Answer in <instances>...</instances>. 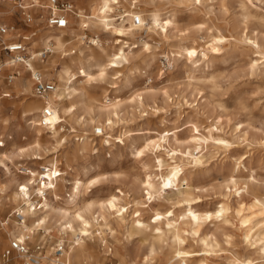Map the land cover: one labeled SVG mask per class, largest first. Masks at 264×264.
Returning a JSON list of instances; mask_svg holds the SVG:
<instances>
[{
	"label": "clouds",
	"instance_id": "9594fccd",
	"mask_svg": "<svg viewBox=\"0 0 264 264\" xmlns=\"http://www.w3.org/2000/svg\"><path fill=\"white\" fill-rule=\"evenodd\" d=\"M0 264H264V0H0Z\"/></svg>",
	"mask_w": 264,
	"mask_h": 264
}]
</instances>
